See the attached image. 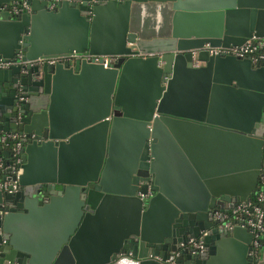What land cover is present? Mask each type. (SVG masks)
Returning a JSON list of instances; mask_svg holds the SVG:
<instances>
[{
	"label": "water",
	"instance_id": "95a60500",
	"mask_svg": "<svg viewBox=\"0 0 264 264\" xmlns=\"http://www.w3.org/2000/svg\"><path fill=\"white\" fill-rule=\"evenodd\" d=\"M10 1L0 56L113 58L0 67V129L22 134L18 190L0 189V264H249L250 231L213 212L264 169V65L192 50L263 35L264 0H28L19 14ZM221 143L241 144V169H216ZM60 202L67 220L44 236Z\"/></svg>",
	"mask_w": 264,
	"mask_h": 264
},
{
	"label": "built area",
	"instance_id": "2783aa9c",
	"mask_svg": "<svg viewBox=\"0 0 264 264\" xmlns=\"http://www.w3.org/2000/svg\"><path fill=\"white\" fill-rule=\"evenodd\" d=\"M53 4H50L52 7ZM8 9L13 14H19L23 11H29L30 5L28 0H11ZM206 49L208 54L215 55H233L238 58H249L253 64L264 65V34H251L243 41L237 44H211L205 41L200 47L193 49L195 54L199 49ZM143 56L149 53H141ZM83 58L91 62H101L104 66L110 64L113 55L92 53L88 50L71 51L54 56H37L35 58H25L23 51L19 50L12 57L0 56V67H8L11 65H33L48 63L50 65L56 62L66 60H74L75 58ZM194 58V64H198ZM156 114V112H154ZM21 137L22 134L17 131H4L0 129V144L2 148H9L12 162L4 163L5 157L0 150V189L8 192L18 190L19 184L17 179H11L7 176L18 174L21 171L19 166L21 162ZM214 219H217L223 226L232 228L240 226L246 228L251 233L250 247L247 251L249 264H259L262 258L264 246V169L259 177V183L256 190L247 196L244 200L237 201L232 206L225 209H216L213 212ZM187 243L196 249L204 248V240L198 236H189Z\"/></svg>",
	"mask_w": 264,
	"mask_h": 264
},
{
	"label": "crops",
	"instance_id": "0c3cea01",
	"mask_svg": "<svg viewBox=\"0 0 264 264\" xmlns=\"http://www.w3.org/2000/svg\"><path fill=\"white\" fill-rule=\"evenodd\" d=\"M203 62H199L198 64H202ZM197 64V65H198ZM122 149H126L125 144H122ZM214 149L217 152L216 158L217 162V168L220 171H228L231 167L232 169H241V150L242 146L241 144H229V143H221L217 148H212L211 151L214 152ZM231 149L233 153V157L230 159V161L226 158V150ZM220 157H217V156ZM209 165V163H207ZM178 173L181 174V171H178ZM239 182V180H236ZM236 182V184H238ZM190 188V187H187ZM184 188V189H187ZM69 203L66 202H60L56 204L53 208H51L49 211L48 216L44 219V225H43V231L44 236H50L55 232L57 229H59L63 223L67 220V214L69 213ZM40 221V220H39ZM42 221V220H41ZM41 224V222H40Z\"/></svg>",
	"mask_w": 264,
	"mask_h": 264
}]
</instances>
